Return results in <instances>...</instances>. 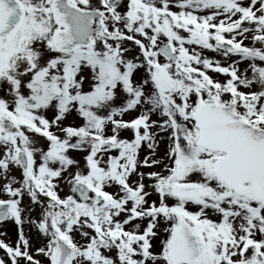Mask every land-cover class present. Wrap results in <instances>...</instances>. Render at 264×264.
Listing matches in <instances>:
<instances>
[{"label": "snow or ice", "instance_id": "1", "mask_svg": "<svg viewBox=\"0 0 264 264\" xmlns=\"http://www.w3.org/2000/svg\"><path fill=\"white\" fill-rule=\"evenodd\" d=\"M0 264H264V0H0Z\"/></svg>", "mask_w": 264, "mask_h": 264}, {"label": "rangeland", "instance_id": "2", "mask_svg": "<svg viewBox=\"0 0 264 264\" xmlns=\"http://www.w3.org/2000/svg\"><path fill=\"white\" fill-rule=\"evenodd\" d=\"M8 231H9L10 236H12V238L14 239L15 238V229H14V227L9 225Z\"/></svg>", "mask_w": 264, "mask_h": 264}]
</instances>
